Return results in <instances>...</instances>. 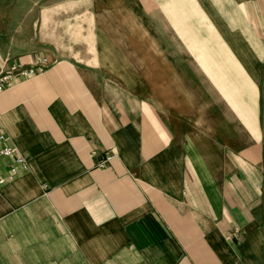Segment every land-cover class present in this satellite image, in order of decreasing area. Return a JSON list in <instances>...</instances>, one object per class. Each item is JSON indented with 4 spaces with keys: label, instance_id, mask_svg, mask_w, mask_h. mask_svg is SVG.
<instances>
[{
    "label": "crops",
    "instance_id": "1",
    "mask_svg": "<svg viewBox=\"0 0 264 264\" xmlns=\"http://www.w3.org/2000/svg\"><path fill=\"white\" fill-rule=\"evenodd\" d=\"M15 64L0 264H264V0H0Z\"/></svg>",
    "mask_w": 264,
    "mask_h": 264
},
{
    "label": "built area",
    "instance_id": "2",
    "mask_svg": "<svg viewBox=\"0 0 264 264\" xmlns=\"http://www.w3.org/2000/svg\"><path fill=\"white\" fill-rule=\"evenodd\" d=\"M34 73L33 68H26L21 64H15L8 67L7 70L0 72V93L9 85L12 78L16 75L28 76ZM0 140L4 141L5 136L0 127ZM0 156L12 157L13 162L9 164L8 172L5 176H0V186L5 184L7 181H11L20 171H25L28 169L27 162L22 155L17 153L16 149L9 146H3L0 149ZM110 157L105 160L108 161ZM102 161L99 165L102 166L104 162Z\"/></svg>",
    "mask_w": 264,
    "mask_h": 264
}]
</instances>
